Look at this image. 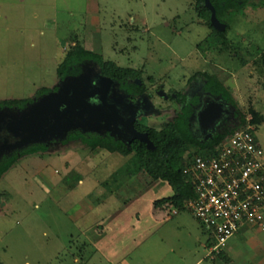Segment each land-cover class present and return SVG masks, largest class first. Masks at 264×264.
<instances>
[{"label":"rangeland","instance_id":"374dc122","mask_svg":"<svg viewBox=\"0 0 264 264\" xmlns=\"http://www.w3.org/2000/svg\"><path fill=\"white\" fill-rule=\"evenodd\" d=\"M194 3L0 0V101L30 102L42 89L53 90L61 80L58 67L78 43L103 62L139 75L156 112L138 122L157 129L180 112L172 96L153 94L160 84L168 93L183 94L204 81L202 73L217 74L246 118L251 119L249 107L261 115L253 126L264 151V0H247L223 17L224 43L198 17ZM37 148L21 151L0 177V194L9 195L0 198V264H113L90 243L85 227L134 195L139 196L124 209L126 216L135 212L151 220L169 215L170 220L137 248L129 243L130 256L116 264H164L181 256L185 264L199 258L200 264H214L204 258L210 245L204 249L194 233H179L174 223L179 219L196 228L202 244L212 239L210 233L186 208H154V200L174 192L144 170L130 176L132 155L93 151L79 140ZM164 231L171 232L167 238L185 242L180 252L175 246L167 255L170 246L160 243Z\"/></svg>","mask_w":264,"mask_h":264},{"label":"water","instance_id":"95a60500","mask_svg":"<svg viewBox=\"0 0 264 264\" xmlns=\"http://www.w3.org/2000/svg\"><path fill=\"white\" fill-rule=\"evenodd\" d=\"M204 4L211 12V26L219 32L224 31L226 24L216 17L210 0H204ZM92 64V61L84 62L78 75L64 76L53 90L26 102L22 108L0 107V134L4 135L2 142L0 139L1 150L9 153L32 145L62 142L74 131L108 134L127 146L138 140L153 150L154 144L148 134L134 127L138 116L156 112L153 103L147 96L134 103L123 97H109L114 80L102 75L97 63L95 67ZM140 104L144 110L137 113ZM226 113L228 110L223 109L222 104L214 102L198 111L196 124L205 140L212 137Z\"/></svg>","mask_w":264,"mask_h":264},{"label":"trees","instance_id":"16d2710c","mask_svg":"<svg viewBox=\"0 0 264 264\" xmlns=\"http://www.w3.org/2000/svg\"><path fill=\"white\" fill-rule=\"evenodd\" d=\"M195 8L198 17L201 18L208 28L211 29L212 34L221 43H224L223 37L225 31L219 32L210 24V10L205 6L204 0H194ZM247 0H210L215 8L216 17L220 21H224L223 17L232 10H238L245 5ZM227 26V25H226ZM227 29V27H226ZM92 60L96 62L104 75L114 77L119 81L125 78L139 77L138 74L132 73L127 69H122L110 62H103L100 54L94 53L76 43L66 54L64 60L58 67V74L62 78L70 73H77L79 65L82 62ZM201 75V74H200ZM205 81V89L210 93L220 94L222 98L227 100L234 109V120L219 132L212 135L211 138L204 141H199L192 135L189 129V112L182 109L170 121L166 122L161 128H153L142 123H136L137 129L146 132L149 139L154 144V149H147L146 145L138 140H134L129 146L119 140H115L110 136H101L94 133L82 134L79 131H74L69 134L66 143L71 140H79L89 149L95 151L103 149L111 153H120L122 155H132L134 168L129 175H136L141 171H146L152 181H165L168 183L173 195L162 201H169L173 207L177 209L184 208V203L194 197L193 188L190 184L188 176L183 174V169L190 164V160L195 154L207 155L213 153L224 138L230 134L234 129L246 127L248 125H258L261 122V115L254 108L249 107L248 112L251 114V119L246 118V113L239 110L236 102L230 93L227 86L224 85L222 79L217 74L202 73ZM132 91L135 93L145 92L146 88L143 86L132 85ZM50 90L42 89L39 93H47ZM29 100H4L0 101V107H18L21 108ZM42 144L32 145L24 151L34 152L37 147ZM23 150H15L13 153L4 155L0 161V177L5 173L16 161L18 155L24 152ZM199 151H202L200 153ZM5 193L0 194L2 198ZM7 194L4 198H7Z\"/></svg>","mask_w":264,"mask_h":264},{"label":"built area","instance_id":"2783aa9c","mask_svg":"<svg viewBox=\"0 0 264 264\" xmlns=\"http://www.w3.org/2000/svg\"><path fill=\"white\" fill-rule=\"evenodd\" d=\"M183 174L194 192L184 208L210 233V256L244 226L264 230V151L253 125L234 129L213 153L195 154Z\"/></svg>","mask_w":264,"mask_h":264},{"label":"crops","instance_id":"0c3cea01","mask_svg":"<svg viewBox=\"0 0 264 264\" xmlns=\"http://www.w3.org/2000/svg\"><path fill=\"white\" fill-rule=\"evenodd\" d=\"M157 181L161 182V180ZM157 181H155V183H157ZM162 183L170 188L167 182L163 181ZM152 185L154 186V183ZM138 196L136 195L135 198L131 197L128 201H125V204L122 206H117V209L115 208L116 210H108V208H106L105 211L108 212H106L95 223H92L90 227H85V236L89 237L90 243L98 252H101L113 264H116L117 262L122 263V261L128 259L130 256V253L127 251L129 243L132 244L131 246H133V248H137L138 245L142 244L153 233L163 229V225L166 221L170 220L169 215L166 218H160L158 216L155 218L153 217L150 218L151 220H147L144 218V215L141 216L135 212L127 213L128 215L126 216V211H124V209H127L130 205H132ZM169 197L171 196L154 200L152 202V206H154V208L159 206L163 212H167V209L165 208H171L173 205L169 201L162 200ZM105 203L103 202L101 205L105 206ZM173 215H177V213H173ZM174 227L178 228L177 231L179 233L181 232V229L186 230L184 232L189 234V236L192 235L191 233H194L196 235V241L204 249H206L207 245L209 246L211 244V240L204 244H202L201 241H198L196 228L194 229L192 226L186 225V222L184 221L179 219L176 220ZM169 233L171 234V232ZM169 233L164 231L162 233V237L160 238L161 244H165L167 242V245L170 246L168 251L169 253H167V255H171V253L174 254L175 246H178L180 252L185 243L180 239L172 240L167 238L166 235ZM263 234L264 230H259L257 227L244 226L239 233L228 241L225 249L220 254L210 257L207 252L205 255L206 257L204 258H210L214 264H216L217 261L219 264H236V262L238 264H264ZM168 240L171 241L170 244L168 243ZM250 252H252L254 258L252 256L249 258L248 255H250ZM181 257V260L175 257V260L173 261L171 258H168V262H165L164 264H185L183 259L184 257ZM260 259L263 260L262 263L260 262ZM75 260L77 261V258H75ZM201 262L202 260L199 258L194 264H200Z\"/></svg>","mask_w":264,"mask_h":264},{"label":"flooded vegetation","instance_id":"af4514ba","mask_svg":"<svg viewBox=\"0 0 264 264\" xmlns=\"http://www.w3.org/2000/svg\"><path fill=\"white\" fill-rule=\"evenodd\" d=\"M89 61H92V60H89ZM92 62H93L92 65L94 66L96 64V62H94V61H92ZM83 63L84 62L80 63V65H79L80 69L77 73H75V74L70 73L67 75H74V76L78 75L81 72ZM101 74H102V72H101ZM102 75H104V74H102ZM104 76H107V75H104ZM109 77H111V76H109ZM111 78L114 80V84L112 86L113 88H111V90L109 91V97L111 96L113 99L118 98V97H123L124 99L126 98L129 103H134V102H136L137 99L141 98L142 96H147L149 98V100L152 102V97H153L152 93L148 92L147 90L145 92H140V93H135L134 91L131 90L132 85L141 86L143 84L141 81H140V84H138V79H137L138 77H133V78L127 77L122 81H119L118 79H116L114 77H111ZM153 92H154L153 94H155L156 96H159V97L161 96L167 100L170 98V96H172V98H174L179 103L180 112L182 111V109H186L189 112V115L187 117L189 120V129H190L192 135L195 136L199 141H204L205 139H204V136L201 135V133L197 127L196 116H197L198 111L204 105L209 104L211 102H214L215 104H222L223 109L228 110V113L223 114V116H222L221 120L218 122V125H217L215 131L213 132V134H215L216 132H219L221 129H223L225 126H227L229 123H231L232 119L234 120V115H233L234 109L231 106V104L227 100L222 98V96L220 94L214 95V94L210 93L209 91H207L205 89V81L198 83L196 85L191 84L190 88H188L185 92H183V94H180L177 92H171V93L169 92L168 93L167 91L164 90L163 84H160L159 88H156ZM143 104L147 105L146 103H143ZM153 105H154V103H153ZM139 107H140V109L138 110L137 113L144 110V107H142V104H140ZM154 108H155V105H154ZM142 116L143 115L138 116L137 119L135 120V122H134L135 128H136L135 124L139 123L138 120ZM137 130L140 132H143L139 129H137ZM70 133H72V132H70ZM69 134H68V136H69ZM85 134H87V133H85ZM3 136L4 135L1 133L0 134L1 142L3 141L2 140ZM68 136H67V138H68ZM105 136H109V135L107 134ZM67 138L62 142L52 141V142L48 143L47 145L50 146V144H52V143L53 144L54 143H61L64 145V144H66ZM71 141H74V140H71ZM14 151L15 150L10 151L8 153L6 151H3V149L1 150V147H0V161L3 159L4 155L11 154ZM16 154L20 155L21 152H19V153L16 152Z\"/></svg>","mask_w":264,"mask_h":264}]
</instances>
